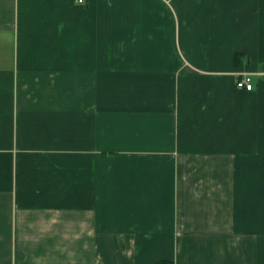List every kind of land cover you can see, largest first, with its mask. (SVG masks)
Returning a JSON list of instances; mask_svg holds the SVG:
<instances>
[{"label":"crops","instance_id":"0c3cea01","mask_svg":"<svg viewBox=\"0 0 264 264\" xmlns=\"http://www.w3.org/2000/svg\"><path fill=\"white\" fill-rule=\"evenodd\" d=\"M0 264H264V0H0Z\"/></svg>","mask_w":264,"mask_h":264},{"label":"built area","instance_id":"2783aa9c","mask_svg":"<svg viewBox=\"0 0 264 264\" xmlns=\"http://www.w3.org/2000/svg\"><path fill=\"white\" fill-rule=\"evenodd\" d=\"M81 1L82 0H80V2ZM237 85L239 88H246L247 90H252L253 84H252L251 76L246 74L245 76H243V78L240 81H238Z\"/></svg>","mask_w":264,"mask_h":264}]
</instances>
